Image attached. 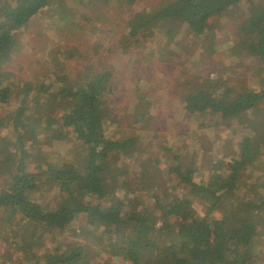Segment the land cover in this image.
Returning a JSON list of instances; mask_svg holds the SVG:
<instances>
[{
  "label": "trees",
  "instance_id": "trees-1",
  "mask_svg": "<svg viewBox=\"0 0 264 264\" xmlns=\"http://www.w3.org/2000/svg\"><path fill=\"white\" fill-rule=\"evenodd\" d=\"M0 1V130L15 134L0 137L5 256L27 258L22 264H259L264 0H165L147 9H137L139 0ZM48 8L65 38H85L83 45L64 47L68 60L86 57V62L71 79L53 55L41 76L18 78L6 69L21 50L17 33ZM219 18L232 23V38L252 76L181 78L179 105L201 132L216 119L233 130L256 124L259 139L242 135L233 155L212 157L204 178L198 162L176 146L149 150L138 136L116 135L121 124L109 99L114 73L105 57L149 44L145 62L157 56L170 63L183 48V31L204 38L210 21ZM118 29L129 38L123 47L116 42ZM147 103L148 96L140 95L131 106V120L148 109ZM40 134L50 153H32L34 136ZM66 143L75 149L70 157ZM30 164L37 166L29 170ZM79 218L92 228V245L65 247L56 241ZM101 253L109 259L97 263Z\"/></svg>",
  "mask_w": 264,
  "mask_h": 264
},
{
  "label": "rangeland",
  "instance_id": "rangeland-1",
  "mask_svg": "<svg viewBox=\"0 0 264 264\" xmlns=\"http://www.w3.org/2000/svg\"><path fill=\"white\" fill-rule=\"evenodd\" d=\"M164 1L139 0L137 9L159 6ZM2 6L3 2L0 1V9ZM232 30L233 25L229 19L219 18L210 21L204 38L183 31L181 36L183 48L170 63L163 62L157 56H153L150 62H145L151 50L149 44L139 51L123 53L119 50L121 54L106 55L105 59L114 73L113 94L109 96L110 104L121 124L116 130V135L138 136V142L147 145L149 150H154L157 145L160 149L169 144L176 146L186 153L185 156L191 158V161L198 162L204 178L208 175L212 157L233 155L234 145L242 135H249L258 140L259 136L256 137V133L259 126L256 124L241 130H233L229 123L215 119L207 122L210 128L201 132L197 130V120L186 118L179 105L181 78H189L194 73L207 80L218 75L238 80L252 76L234 43ZM63 34L56 14L49 8L41 11L18 31L21 50L13 57V61L6 66V69L21 79L41 76L44 72V62H50L51 57L57 55L69 77L73 79L82 64L86 62V57L68 60L64 47L83 45L85 38L78 36L77 39L80 40L78 42L75 38L71 40L65 38ZM115 37L120 47L129 41L126 33L120 32L119 29L115 31ZM58 47L61 49L60 52ZM81 50L83 53L85 48ZM142 94L148 96V109L141 111L136 120H131L129 115L131 106ZM4 110L10 111L12 106ZM4 112L3 116H5ZM260 115L264 117V112H260ZM0 137L14 138L15 134L5 128L0 130ZM34 138L31 145L32 153H50L51 150L44 142V134ZM66 147H69V153L66 155L70 157L75 149L73 150L72 143H66ZM254 149L258 150L259 144H255ZM76 155L80 154L76 153ZM35 166L37 165L30 164L28 169L33 170ZM4 179L0 173V185L5 181ZM196 180L199 181V178ZM238 188V186L235 188L232 197L237 194ZM91 230L92 228L86 225L85 219L79 218L70 225L65 234H58L55 239L65 247L71 243L91 246L89 240ZM262 251L263 254L258 257L259 264H264V247ZM108 259L109 257L103 253L96 257L97 263ZM26 260L27 258L18 255L7 258L4 254V246L0 242V264H22ZM111 262L122 264L115 260Z\"/></svg>",
  "mask_w": 264,
  "mask_h": 264
}]
</instances>
